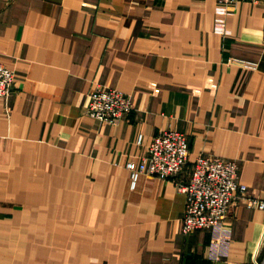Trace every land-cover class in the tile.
I'll list each match as a JSON object with an SVG mask.
<instances>
[{"label": "crops", "instance_id": "obj_1", "mask_svg": "<svg viewBox=\"0 0 264 264\" xmlns=\"http://www.w3.org/2000/svg\"><path fill=\"white\" fill-rule=\"evenodd\" d=\"M215 3L0 0L14 73L0 97V264H264V208L238 200L221 228L180 231L174 181L197 154L234 158L264 200V0L238 1L222 36ZM108 87L132 102L116 123L86 114L89 91ZM168 128L188 139L186 166L130 189L125 162Z\"/></svg>", "mask_w": 264, "mask_h": 264}, {"label": "built area", "instance_id": "obj_2", "mask_svg": "<svg viewBox=\"0 0 264 264\" xmlns=\"http://www.w3.org/2000/svg\"><path fill=\"white\" fill-rule=\"evenodd\" d=\"M212 32L224 35L225 16L240 0H215ZM233 61V59H229ZM252 69L249 62H240ZM14 73L0 62V97L11 90ZM132 108L129 95L116 88H94L88 93L86 114L94 120L116 123ZM138 134L136 143L140 144ZM189 144L186 135L174 128L157 131L147 143L144 153L129 158L125 168L129 174V188L135 187L140 174L170 179L183 170L188 162ZM238 163L234 158L197 154L191 162L185 181H174L177 192L184 195L180 231L183 235L200 229L221 228L233 204L242 200L248 208H264V200L246 195V185L238 180ZM221 230V229H220ZM226 230H221L225 233Z\"/></svg>", "mask_w": 264, "mask_h": 264}, {"label": "rangeland", "instance_id": "obj_3", "mask_svg": "<svg viewBox=\"0 0 264 264\" xmlns=\"http://www.w3.org/2000/svg\"><path fill=\"white\" fill-rule=\"evenodd\" d=\"M230 61V60H229ZM242 66V65H241Z\"/></svg>", "mask_w": 264, "mask_h": 264}]
</instances>
